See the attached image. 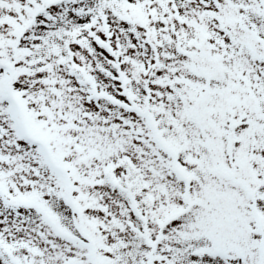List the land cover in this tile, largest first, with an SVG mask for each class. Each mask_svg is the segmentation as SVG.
I'll list each match as a JSON object with an SVG mask.
<instances>
[{"label":"snow or ice","instance_id":"6c2138e0","mask_svg":"<svg viewBox=\"0 0 264 264\" xmlns=\"http://www.w3.org/2000/svg\"><path fill=\"white\" fill-rule=\"evenodd\" d=\"M0 264H264V0H0Z\"/></svg>","mask_w":264,"mask_h":264}]
</instances>
